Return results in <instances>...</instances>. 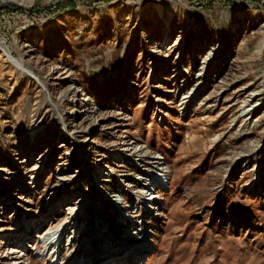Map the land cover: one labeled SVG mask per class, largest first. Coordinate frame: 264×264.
<instances>
[{
  "label": "rangeland",
  "instance_id": "obj_1",
  "mask_svg": "<svg viewBox=\"0 0 264 264\" xmlns=\"http://www.w3.org/2000/svg\"><path fill=\"white\" fill-rule=\"evenodd\" d=\"M66 1L0 0V264H264V0Z\"/></svg>",
  "mask_w": 264,
  "mask_h": 264
},
{
  "label": "bare ground",
  "instance_id": "obj_2",
  "mask_svg": "<svg viewBox=\"0 0 264 264\" xmlns=\"http://www.w3.org/2000/svg\"><path fill=\"white\" fill-rule=\"evenodd\" d=\"M19 1H24V0H19ZM2 51H4V54H5V56H6V58H7V60H8V62L9 63H11V64H13L14 65V67L16 68H22L23 66H22V63L21 62H19V61H17V60H15L14 58H13V56L8 52V51H6L5 49H3ZM23 72V71H22ZM35 132H36V129H34V134H35ZM82 142V141H81ZM155 177V176H154ZM151 186V185H150ZM150 190V189H149ZM151 194V193H150ZM151 195H153V193L151 194ZM145 200V199H144ZM72 215V214H71ZM137 224L138 225H140L141 223L138 221L137 222ZM70 227V226H69ZM68 227V228H69ZM52 236H50V237H48V239L45 241V246H46V249H48V251H51V250H53V249H59L60 248V246H61V238L59 239V237H60V233H57L56 235H53V234H51ZM69 235H71V233L69 232ZM134 235V234H133ZM139 237H140V235L141 234H137ZM137 238V237H136ZM43 241V242H44ZM59 241V243H58V245L57 246H54L53 245V243L55 244V243H57ZM143 245H144V243H142ZM55 247V248H54ZM133 250H131L130 252H132ZM141 251H144V247H141V246H138V248H137V250L136 251H134V253H132L133 254V256L137 253V252H141ZM129 252V253H130ZM128 253V254H129ZM18 254V253H17ZM20 254V253H19ZM54 257H53V259H52V262H51V264H55L54 263ZM19 264V263H18ZM20 264H23L22 262L20 263ZM62 264H86V262L85 261H83V260H81V259H78V260H71V257L69 258V260L68 261H66V262H63Z\"/></svg>",
  "mask_w": 264,
  "mask_h": 264
},
{
  "label": "built area",
  "instance_id": "obj_3",
  "mask_svg": "<svg viewBox=\"0 0 264 264\" xmlns=\"http://www.w3.org/2000/svg\"><path fill=\"white\" fill-rule=\"evenodd\" d=\"M146 174H147V173H146ZM149 176H150L149 178L152 179L151 181H150V180H149V181H150L152 184H154V182H153V178H154V176H153L152 174H150V173H149ZM158 179H159V178H158ZM163 183H164V182H163ZM149 185H151V184H149ZM146 188H148V189H146V190H149V189L151 190V194L153 193L152 197H153L154 199H153L151 202H152V203L155 202V200L158 199V198H157V197H158L157 195H159V194H158V191H157L158 189L149 188V186H147ZM141 195H142L141 198H142L143 196H145L143 193H142ZM137 213H138V211L136 212V214H137Z\"/></svg>",
  "mask_w": 264,
  "mask_h": 264
},
{
  "label": "trees",
  "instance_id": "obj_4",
  "mask_svg": "<svg viewBox=\"0 0 264 264\" xmlns=\"http://www.w3.org/2000/svg\"><path fill=\"white\" fill-rule=\"evenodd\" d=\"M91 2H93L94 4H96V3H100L101 1H98V0H96V1H94V0H91ZM69 6V7H71V8H75L76 7V2L75 1H66L64 4H58L57 6H55V9H62V8H60V7H62V6Z\"/></svg>",
  "mask_w": 264,
  "mask_h": 264
}]
</instances>
